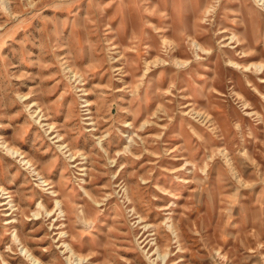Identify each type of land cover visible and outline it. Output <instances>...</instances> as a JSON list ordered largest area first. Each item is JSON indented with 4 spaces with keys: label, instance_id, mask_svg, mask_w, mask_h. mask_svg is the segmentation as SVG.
I'll use <instances>...</instances> for the list:
<instances>
[{
    "label": "rangeland",
    "instance_id": "rangeland-1",
    "mask_svg": "<svg viewBox=\"0 0 264 264\" xmlns=\"http://www.w3.org/2000/svg\"><path fill=\"white\" fill-rule=\"evenodd\" d=\"M263 78L264 0H0V264H264Z\"/></svg>",
    "mask_w": 264,
    "mask_h": 264
},
{
    "label": "bare ground",
    "instance_id": "bare-ground-1",
    "mask_svg": "<svg viewBox=\"0 0 264 264\" xmlns=\"http://www.w3.org/2000/svg\"><path fill=\"white\" fill-rule=\"evenodd\" d=\"M235 37V34L232 36V38H234ZM196 43V42H195ZM196 44H198V43H196ZM241 44H244L242 47H245V43H243L242 42V39H240L239 40V43H238V45H241ZM251 43L250 42H248V43H246V46L247 45H250ZM200 47H202V46H200ZM203 50H205L204 48H203ZM246 52V50L244 51V53ZM121 58V57H120ZM231 63L233 64L232 66H234V67H241V64L240 63H238L237 61H235V60H231ZM253 65H249V64H247V65H245L244 66V71L245 72H250L249 71V68L250 67H252ZM262 66H263V64H262ZM243 67V66H242ZM122 69V68H121ZM247 75H250V73L249 74H247ZM262 82H264V78L262 79ZM87 101V100H86ZM87 105H90V102H88V104ZM37 112V111H36ZM40 114V113H39ZM38 115V114H37ZM41 115V114H40ZM50 126V125H49ZM51 127V126H50ZM61 138V137H60ZM5 146H6V148H7V150L9 151V152H11L12 154H19V155H22V152H20L18 149H16V148H14V147H12L10 144H8V143H5L4 144ZM67 144H61L60 145V148H63V149H65V148H67ZM223 152H225V151H223ZM71 155V154H70ZM71 157H73V156H71ZM22 158H24V161L27 163V164H29L30 166H32V163H31V160L30 159H26V157H25V155H23V157ZM33 170L35 169V167H33L32 168ZM37 172V171H36ZM38 173V175H39V178L40 179H42V182H44L45 183V185H48L49 184V182H48V180L47 179H45L44 178V176L43 175H41V174H39V172H37ZM53 192H55V191H53ZM52 193V192H51ZM12 202V201H11ZM10 202V204H12ZM56 205L59 207V208H61L62 207V202H61V200H59V199H57V201H56ZM62 213H63V210H60ZM63 233H65L64 231L62 232V234ZM18 239V238H17ZM16 239V240H17ZM64 244H65V247H66V249H68V250H70L71 251V253L72 254H75V251L73 250V248L71 247V245L69 244V243H67V242H64ZM24 250H25V254H26V256H28V258H30L32 261H34V262H36L37 264H42V262L40 261V259L39 258H37L36 256H34L31 252H30V250L28 249V248H24ZM79 261H82V257H80L79 258Z\"/></svg>",
    "mask_w": 264,
    "mask_h": 264
}]
</instances>
